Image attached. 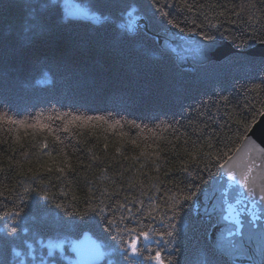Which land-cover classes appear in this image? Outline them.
I'll return each mask as SVG.
<instances>
[{"label":"trees","instance_id":"trees-1","mask_svg":"<svg viewBox=\"0 0 264 264\" xmlns=\"http://www.w3.org/2000/svg\"><path fill=\"white\" fill-rule=\"evenodd\" d=\"M29 2L0 0V111L29 123H34L40 113L47 116L53 108L78 110L82 115L112 113L116 119L123 117L148 127L141 133L125 125L114 133L105 131L103 125H89L65 133L59 130L60 122H49L64 141L60 144L47 132L0 121V229H5L11 219L5 220V211L21 212L17 236L0 231V249H6L8 264H16L13 248L28 251L25 242L35 250L33 264H40L41 259L44 264H76L69 245L85 232L105 250L101 264H155L142 257L124 259L123 249L134 235L125 225L137 226L134 222L120 223L119 213L113 217L109 212L106 219H112L113 224L108 225L105 218L90 211L102 199L111 203L105 199L108 193H118L112 200L124 203L125 195L139 197L145 207L149 203L163 205L169 195L177 197L182 211L175 221L174 237H165L172 241L171 246L157 245L155 235L151 241L141 237L139 247L145 252V245L159 248L172 264H201L209 257L216 264H251L233 260L218 249L212 236L217 218L215 214L209 218L202 211L201 196L218 176L220 165L234 154L264 114V58L248 54L264 44V3L187 0L193 7L188 12L179 0H56L58 7L46 14L51 31L24 46L20 34L32 11ZM78 6L94 19L82 17V12L75 11ZM221 11L224 16L219 15ZM134 20L139 26L132 31L128 24ZM169 20L189 36H211V41L227 42L237 52L219 62L181 63L162 46L161 34L173 28L180 30ZM146 50L154 55L146 57ZM64 64L94 77L95 86H77L62 71ZM161 121H180L178 131H162ZM148 129H155L158 135L154 137ZM121 131L127 137L121 138ZM128 140H137L141 147ZM45 142L49 148L42 150ZM145 149L153 153L151 159L141 156ZM65 156L75 171L61 174L55 169L64 166ZM140 164L145 166L140 168ZM185 165L191 176L182 171ZM46 166L54 170L46 172ZM197 173L199 178L193 180ZM40 181L50 202L43 201L37 192H25L29 186L39 188ZM189 182L198 185L199 191L192 200L184 201L183 196L191 191L186 187ZM89 188L96 193L92 199ZM58 202L63 209L56 207ZM164 211L161 207L160 212ZM57 219L78 227L61 229ZM144 223L162 228L151 220ZM52 240H61L64 247L50 257L47 245Z\"/></svg>","mask_w":264,"mask_h":264},{"label":"snow or ice","instance_id":"snow-or-ice-1","mask_svg":"<svg viewBox=\"0 0 264 264\" xmlns=\"http://www.w3.org/2000/svg\"><path fill=\"white\" fill-rule=\"evenodd\" d=\"M262 3H264V0H261ZM179 3L184 6V8L191 12L193 10L192 5L188 4L187 0H179ZM32 11L29 15V17L25 21L24 28L22 30V33L20 34L21 41L24 46H30L32 42L39 36H42L44 33L51 31V27L46 23V14L49 11L55 10L58 5L56 4V0H30L29 4L27 5ZM254 6V5H253ZM163 15L165 17L169 16L168 12H164ZM220 16H224L225 13L221 11L219 13ZM239 15V13H237ZM252 17H249V20H251ZM169 23H173L175 27L180 28V25L178 23H175L173 20H169ZM210 27H217L215 24L209 25ZM180 31L183 32L184 28H180ZM197 35H199L197 33ZM131 38V37H130ZM205 39L211 40V36H206ZM261 42H264V37L261 38ZM201 56L204 59H208V54L206 51L201 50L200 52ZM144 55L146 57H151L154 55L151 51H145ZM62 71L65 73V76L67 78L73 79L77 86H88L93 87L95 86V78L91 76H85V74L75 69L74 67L64 64L62 66ZM264 111V109H262ZM0 121L6 122L8 124L12 125H19L20 128H32L38 131L47 132L49 135H53L54 139L59 142L60 144H63L64 141L61 139L59 135H55L57 129L53 126V123L60 122L59 130L63 131L65 133H71L73 128H80V127H86L91 125L92 127H95L97 125H103L105 127V131L111 130L112 132H116L117 129H123L125 125L129 126L130 128H136L143 132L144 128H147V125H144L143 127L136 123L134 120H126L123 117L120 119H116L115 116L112 115V113H109L108 115H82L79 113V111H58L56 108L52 109V112L45 116L44 113H40L38 115H35L34 117V123H29L27 119H12L7 112L0 111ZM53 122V123H49ZM193 122L189 121V126H191ZM161 124L163 125L162 131L167 132L171 130L173 133H176L178 131L177 125L180 124V121H173V122H167V121H161ZM157 128L160 127V125L156 126ZM148 131L153 133V136H157L155 129H148ZM194 131H199L197 129H194ZM126 132H119V136L121 138L127 137ZM20 137H17V140H19ZM179 139V137H177ZM244 139H247V137H244ZM128 143L135 146L136 148H140L141 145L138 143L137 140H128ZM195 144V141H193ZM209 148L212 147V145L209 143L207 145ZM105 149L108 148V144L104 145ZM49 148V144L47 142L43 143L42 150H46ZM116 151L120 153L121 155H124L121 148H117ZM61 152L63 153V149H61ZM49 157H52L51 153H48ZM208 155H211V153H208ZM226 155V154H225ZM141 156L145 159H151L153 156L152 152L147 151L145 149L141 152ZM94 159H98L97 157H93ZM128 158V157H125ZM156 159H159V154L156 153L155 155ZM230 158V157H229ZM133 160L140 159V157H131ZM155 161L153 160V163ZM192 163H195V160L192 161ZM227 161H225L223 164L220 165L221 168L225 166ZM64 166L57 165L55 171L63 174L66 171L67 172H74L75 169L71 165V161L65 156V159L63 161ZM145 165L140 164V168H143ZM205 168H207V165H205ZM54 169L51 167H45L46 172H52ZM157 171H159V168H157ZM182 171L186 172L189 176L192 175L191 172H189L188 166L185 165L182 169ZM251 170H249L250 172ZM34 175H39V173H34ZM228 175L232 180L236 179V174L234 172H229ZM199 178V173H197V176L193 178V180ZM240 183L244 185V187L248 190V194L250 196V204L251 207L248 210V213L251 217V219L248 221L247 224L244 223L241 219L238 217H232L231 219L234 220L235 225V232L233 233L231 229H229V233L231 235L236 236H243V240L236 244L234 246V249L230 255L233 256L234 259L239 258H246L251 260L252 255L249 253V248L245 247L244 240H246L249 244H251L253 241H259V246L257 249H253V252L259 253V255L264 258V189H261L259 192L257 191L256 186H251L249 184V177L248 174H244L242 179L240 180ZM131 187V185H130ZM187 188L191 189V191L183 196L184 201H190L193 199V197L196 195V193L199 191V186L194 185L192 182H189L188 185H186ZM89 193H91V196H89V199H92L96 193L93 192L91 188L88 189ZM151 191V189H149ZM25 192H37L38 195L41 196V199L45 202H50V195L48 192L43 190V181H40L39 188H33L31 186L25 188ZM107 192V189L104 190V192H101L100 195L104 197V193ZM62 195H67L66 192H62ZM113 195H118V193H108L107 197L105 199L110 200L111 203H105L104 199L101 200L100 204H98L95 207H91L90 211L93 214L100 215L102 218L107 217L108 213L111 212L112 216L115 217L119 213V220L120 223H124L126 220L129 223L134 222L137 226H128V224L125 225L126 230L128 233L134 234L131 236V238L127 241V247L123 249L124 251V259L126 260H132L133 257H142L146 261H154L155 264H172V261L166 260L164 257L163 251L161 249H153L148 247V245H145V250L141 249L139 247L140 245V238L142 237L144 241H151L153 239V236H157L158 239L155 240V243L157 245H168L171 246L172 241L166 240L165 237H174V232L176 229V223L175 221L178 220L180 212L182 211V208L180 207V204L177 202V197L175 195H169L164 200L163 205L156 204V203H149L147 207H145V201L143 199H140L139 197L130 198L129 196H124V201H127V203L120 202L117 200H112ZM224 196L228 195L227 190L223 193ZM73 199H77V197L73 196ZM156 197H149V200H155ZM169 201H171V204L169 205ZM239 203V201H237ZM129 204L131 205H138V207H129ZM56 207L63 209L64 205L62 203H57ZM165 207V211L163 213L160 212V208ZM231 207V206H229ZM66 211V210H65ZM208 213L209 218H211V212L210 210H205ZM81 217L85 216L86 213H79ZM131 214V215H129ZM3 216L5 220H8L10 217L11 219L6 224L5 229H0V231H5V234L8 236H17L21 229L18 227L20 224V220L18 219L21 216L20 211L16 212H8L5 211L3 213ZM145 220H151L154 222H158L162 228L156 229L155 223L153 224H145ZM56 225L61 229H67L69 231L75 229L78 227V225L69 222V221H62L57 219L55 221ZM106 223L108 225L113 224L112 219H106ZM26 231V230H25ZM26 247L28 249L27 252L18 251L15 248L12 249V252L14 253L16 259V264H33L35 261V250L33 249L31 244H28L25 242ZM169 250L171 248L169 247ZM0 255L5 256L4 259H0V264H8V261L6 259V249H0ZM40 264H44V261L41 259ZM133 264H137V262L133 261ZM201 264H216L215 259L209 257L206 258L201 262ZM262 264H264V260H262Z\"/></svg>","mask_w":264,"mask_h":264},{"label":"water","instance_id":"water-1","mask_svg":"<svg viewBox=\"0 0 264 264\" xmlns=\"http://www.w3.org/2000/svg\"><path fill=\"white\" fill-rule=\"evenodd\" d=\"M160 38L163 48L181 63L202 65L209 62H219L237 52V49L227 42L192 37L176 28L161 34ZM201 50L207 52L208 59L201 56ZM248 54L253 57L264 58V44L253 47L248 51ZM246 137L247 139H244L234 154L227 159L225 166L220 168L211 187L201 196V201L204 204L202 211L208 214L205 211L208 209L217 218V225L212 236L220 251L229 255L233 260H246L251 264H262L264 258L259 255L258 251H252L258 248L260 243L258 240L251 244L244 240L245 247L249 248V253L252 255L251 260L246 258L234 259L230 255L234 246L244 239L243 236L229 233V229L233 233L235 232L234 220L231 218L238 217L245 224L251 219L247 210L251 207V198L240 180L244 174H248L251 186H256L258 192L264 189V114ZM249 170L251 171L249 172ZM229 172L236 174L235 180L230 178ZM225 190L228 192L227 196L223 195ZM69 252L74 256L76 264H101L104 259L103 247L90 232H85L80 238L73 240L69 245ZM48 254L50 257L55 256V249L50 248Z\"/></svg>","mask_w":264,"mask_h":264},{"label":"rangeland","instance_id":"rangeland-1","mask_svg":"<svg viewBox=\"0 0 264 264\" xmlns=\"http://www.w3.org/2000/svg\"><path fill=\"white\" fill-rule=\"evenodd\" d=\"M75 11H80L82 12L84 15L82 17H89L91 19H94L93 16H90L82 7H77V9ZM139 26L138 24V20H134V21H131L129 24H128V27L130 30L134 31L137 27ZM48 248V251H50V248H54L55 249V253L59 250V251H62L63 247H64V242H62L61 240L58 241V240H52V241H49L48 242V245H47ZM103 254H106L105 250L103 249Z\"/></svg>","mask_w":264,"mask_h":264}]
</instances>
